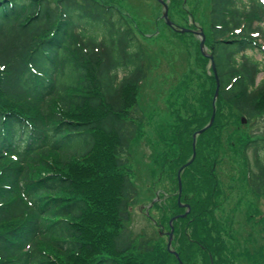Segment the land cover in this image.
Wrapping results in <instances>:
<instances>
[{"label":"trees","instance_id":"trees-1","mask_svg":"<svg viewBox=\"0 0 264 264\" xmlns=\"http://www.w3.org/2000/svg\"><path fill=\"white\" fill-rule=\"evenodd\" d=\"M205 2V45L214 57L220 87L215 121L197 139L221 119L225 126L236 123V142H226L221 133L218 145L240 154L250 191L264 198V132L257 127L248 131L264 114V77L257 82L264 70L248 55L264 53V0ZM121 4L0 0V264L253 262L256 252L242 253L241 259L231 252L224 258L227 242L218 237L212 243L206 237L205 215L214 216L222 190L213 165L206 166V179L200 181L211 187L206 194L212 206L207 211L204 201L195 199L203 192L200 184L192 198L191 171L198 154L181 172V203L186 206L177 202L178 172L192 158V136L211 120L217 88L212 67L209 92L201 100L207 117L200 110L183 118L178 105H172L181 96L169 99L175 117L169 140L183 148L171 150V156L168 152L169 165L162 167L171 184L169 203L156 202L149 209L147 218L158 231L135 234L129 228L140 191L127 156L145 121L138 92L164 60L150 46L153 36ZM175 4L183 15L186 0L168 4L169 20L177 28ZM185 63L181 73L187 71ZM181 86L173 91L178 94ZM189 205L187 216L172 224L179 261L167 250L169 239L162 231L171 232V219Z\"/></svg>","mask_w":264,"mask_h":264},{"label":"rangeland","instance_id":"rangeland-1","mask_svg":"<svg viewBox=\"0 0 264 264\" xmlns=\"http://www.w3.org/2000/svg\"><path fill=\"white\" fill-rule=\"evenodd\" d=\"M121 2L123 9L129 12L131 17L142 25L148 33L147 36H153L150 46L153 50L154 48L157 50L158 56L161 53V58L164 60L161 63V68L159 66L151 74L150 79L138 92L140 105L138 109L141 111V113L139 111V114H145V121L141 129L142 133L135 140L132 149L129 151V156H127V160L132 164L133 181L140 191L128 226L135 234H148L149 232L158 231L152 225V221L147 218L151 205L156 202H161L164 205L170 201L167 198L171 196L169 194L171 192V184L167 174L162 169V167L167 168L169 165V162H165L166 156L168 152L169 155L172 154L171 150L180 152L183 148L182 145L177 146L170 143L169 140L168 134L172 132V127L175 125V117L172 118L168 104L169 99L174 102L176 97L181 96L180 100L178 101L177 98V102L172 105H178L176 112H180L183 118L188 117L194 111L198 112L200 110H203L204 115L207 117L209 110L201 104V100H205V91L209 92L207 79L212 74L210 70L211 63L208 64L202 60L204 55L199 52L201 51V47L199 46L200 49L198 48L202 40L198 34L191 32L192 29L184 33L181 30H175L180 32L178 34L182 33L183 37L180 39L176 38L177 36L174 33L166 29L167 22L163 17L165 9L161 1L121 0ZM166 2L169 4L171 0H167ZM178 5H173L175 6L173 15L177 21L176 25H178V29L182 28L184 30V28L189 29L193 27V30L197 32H204L206 30L204 27L206 28L208 23L203 18L207 8L205 0H186L185 13L183 15L178 13ZM189 11H192L193 13L191 14H194V16H191ZM205 49L208 53L211 52L206 48V45ZM248 55L253 56L255 60L261 62L264 70L263 52L255 50L254 52L250 51ZM181 63H185L187 66L185 73L180 72L182 69ZM263 77L264 72L259 75L257 82H260ZM179 85H182V90H179L177 94L173 89ZM136 115L139 116L138 113ZM224 124L225 120L221 119V121L217 122L216 128L212 132L210 131V133L202 136L200 141L196 138L197 145L195 146V150L196 148L198 150V153L196 150L198 165L191 171L192 178L190 179L191 185L189 191L194 199L193 194H196L198 184L202 185L201 191L203 192L199 193L198 197L200 198L195 196V199L204 201L206 210L207 206H212L209 203L211 197L209 194H206L207 190L209 191L211 187L209 188V184L205 180L203 182L200 180L206 179L207 172L205 171V167L208 166L210 168L213 165L212 172H217L216 179L222 192L219 191L220 195L217 198L219 201L218 207L213 206L216 209L214 216L211 217L210 214L205 215L206 237L212 243L218 237L227 242V251L225 252V249L222 250L225 254L224 258L229 257L231 252L237 256L239 255L238 258H240V254L247 251L251 254L256 252L253 262L249 261L248 263L247 260L240 258V264H263L264 198L256 197L250 191L246 181L244 159L240 157V154H237L234 149L221 148L218 145V136L221 133L223 135L222 138H225V141L230 143L236 142L240 133L239 126L236 123L226 126ZM256 127L260 133L264 132V114L259 117L257 124L254 125L255 129L250 127L248 131L255 132ZM190 128L194 129L195 126H191ZM190 160L188 163H190ZM217 161L218 164H216ZM179 200L181 202V199L178 197L177 202ZM189 208L191 210V206ZM157 214H160V212H157ZM162 232V235L169 239L168 235L171 232L165 230ZM173 237L171 238V251L174 250L173 248L176 249V246L173 247L172 244ZM169 242L170 239L167 243V250ZM190 252L192 253L193 249H190Z\"/></svg>","mask_w":264,"mask_h":264},{"label":"water","instance_id":"water-1","mask_svg":"<svg viewBox=\"0 0 264 264\" xmlns=\"http://www.w3.org/2000/svg\"><path fill=\"white\" fill-rule=\"evenodd\" d=\"M159 1H161V3L163 4V6H164V9H165V12H164V15H163V17H164V20H166L167 21V23H168V25L169 26H171L172 24H171V21L169 20V18H168V11H169V9H168V6H167V4L163 1V0H159ZM186 31H191V30H188V29H184V30H181V32L182 33H184V32H186ZM191 32H193V31H191ZM194 34L196 33V34H198L200 37H201V40H202V42H201V45H200V47H201V51H202V53H203V55L207 58H209V60H210V62H211V65H212V70H213V73L215 74V80H216V83H217V88H216V91H215V97H214V100H213V103H212V106H213V113H212V118H211V121H210V124L208 125V126H206V127H204L203 129H201V130H199V132H197V133H195L194 134V136H193V139H194V142H193V150H194V153H193V157H192V160L196 157V150H195V146H196V141H197V139H196V137L198 136V135H200L201 133H203V132H205L206 130H208L209 128H210V126L213 124V122H214V120H215V114H216V105H215V102H216V99L218 98V96H219V87H220V83H219V79H218V74H217V72H216V63L214 62V57H213V55L212 54H209L207 51H206V49H205V35H204V33L203 32H197V31H195V32H193ZM192 161H190V163H191ZM190 163L189 164H187V165H185V166H183L180 170H179V175H178V184H179V195H180V193H181V190H182V184H181V171L185 168V167H187L188 165H190ZM181 196V195H180ZM180 199V198H179ZM179 204H180V200H179V202H178ZM190 211V208H188V211L185 213V214H182L181 216H175L173 219H171V222H170V226H171V228H172V230H171V233H170V235H169V239H170V242H169V245H168V250L172 253H174L175 255H176V257L178 258V260L180 261V259H179V256L177 255V253L174 251V250H170V247H171V242H172V237H173V233H174V228H173V226H172V223L175 221V220H177L178 218H180V217H185V216H187V213ZM180 263L181 264H183L182 263V261H180Z\"/></svg>","mask_w":264,"mask_h":264}]
</instances>
